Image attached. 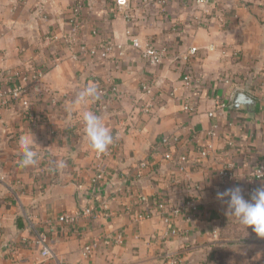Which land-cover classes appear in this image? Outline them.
<instances>
[{
    "label": "crops",
    "instance_id": "crops-1",
    "mask_svg": "<svg viewBox=\"0 0 264 264\" xmlns=\"http://www.w3.org/2000/svg\"><path fill=\"white\" fill-rule=\"evenodd\" d=\"M115 1L82 0L86 26L83 37L97 46L109 41L125 52L116 50L104 55L98 51L95 57L75 59L62 42L71 31L69 19L74 0H0V93L13 86L6 79L15 69L42 65L47 68L41 82L32 87L33 99L46 114L41 125L30 127L17 107L0 111V264H55L53 260L43 261L38 250L22 244L23 239L41 233L48 235L60 264H163L161 257L165 252L180 253L188 262L198 263L218 239L214 232L219 234L220 219L213 206L223 202L217 199V193L240 188L248 172L259 162L264 163V102L252 97L256 101L253 113L243 106L238 110L231 108L236 87L250 97L264 94V2L217 0L216 9H211L213 22L198 27L191 20L202 11L183 0H172L165 11L150 12L141 2L137 3L131 11L135 34L141 41L158 39L170 48V61L151 66L129 49L128 24L122 16H112ZM173 23L180 24V33L170 30ZM93 28L98 31L95 36L90 32ZM209 45L216 49L209 51ZM224 46L230 52L237 50L239 58L223 56L220 49ZM192 47L198 48L196 54L189 53ZM174 54L179 55V61L173 60ZM58 56V62L53 64ZM183 65L204 79L195 113L184 108ZM224 74L233 75L231 84L219 81ZM145 78L162 82L155 90V108L150 115L143 113L140 96V83ZM89 84L99 88L115 84L118 93L72 106L78 92ZM172 88L178 89L174 97L170 96ZM52 98L58 100V108L50 107ZM217 100L228 102L229 107L210 118ZM84 111H92L103 119L117 149L113 158L103 161L108 176L98 185L94 197L98 205L108 203L110 214L85 218L78 227L70 228L58 219L82 209L89 201V180L99 161L97 152L84 139ZM50 125L56 129L55 135L50 133ZM214 125L218 126V133L237 141L238 182L230 188L220 184L217 172L222 158L216 156L194 164L191 178L203 188L201 218L188 222L184 214L177 222L183 232L180 238L150 242L162 231L160 221L136 223L122 215V208L128 191L149 200L162 192L165 186L161 174L170 172L171 167L167 163L162 164L163 168L151 167L143 171L141 178L135 176V167L157 149L164 152L159 146L163 137L182 133L192 146ZM33 138L32 148L48 160L21 167L20 142ZM216 146L223 147L219 143ZM245 147L250 149L247 158L243 155ZM121 171L130 173L131 181L119 194ZM242 194L245 199L251 197ZM119 233L123 236L121 243L116 242ZM93 241L99 242L98 250L86 258L83 248Z\"/></svg>",
    "mask_w": 264,
    "mask_h": 264
},
{
    "label": "built area",
    "instance_id": "built-area-1",
    "mask_svg": "<svg viewBox=\"0 0 264 264\" xmlns=\"http://www.w3.org/2000/svg\"><path fill=\"white\" fill-rule=\"evenodd\" d=\"M74 9L70 15L69 25L71 26L70 33L63 38V44L66 48H69L73 57L76 59L81 57H95L98 55V51H102L105 55L113 54L116 50L120 54L122 51L120 45H114L109 41H101L99 46L91 45L84 40L83 30H85V23L81 13L82 0H74ZM187 5L196 8L197 11H202L199 16L194 17L191 20L192 24L197 27L202 24L212 23L214 15L211 9H216L215 3L217 0H183ZM264 2V0H261ZM142 3L150 12L152 9H158L165 11L172 0H116L114 8L112 10L113 18L122 16L128 28L126 35L129 41V49L139 54L141 59L148 65L161 66L171 60L170 48L164 42L158 39H151L141 41L133 30L134 16L131 11L137 3ZM223 20L222 18L220 19ZM182 27L178 23H173L170 30L177 34L181 32ZM93 36L98 34L97 29L93 28L91 31ZM51 40L50 37L47 38ZM209 51L216 49L215 45H209L207 48ZM198 48L192 47L189 49L190 54H196ZM223 56L231 55L232 58L238 59L239 52L237 50L229 51L224 46L220 49ZM59 56L54 58V63L58 62ZM174 61H179L180 57L177 54L173 55ZM47 68L42 66L36 67H20L15 69L9 74L6 81L13 83V86L0 93V111L9 108H18L22 116L28 121L30 127L36 128L44 122L46 114L39 108V103L32 97V87L41 82L45 76ZM181 88L184 91V108L189 113H195L197 110L198 94L204 87V79L195 73L192 69L183 65L181 71ZM232 74L220 75L219 81L225 85H229L233 82ZM162 85L161 81H154L149 78L141 80L140 83V96L143 103V113L150 115L155 108V90ZM100 98H108L118 93V87L115 84L109 86V88H99ZM178 92L177 88H172L170 96H176ZM243 92L244 90L236 87L235 93ZM260 94V93H259ZM256 96V97H255ZM253 98H258L259 101L264 102V94L251 95ZM231 98V100H232ZM50 107L58 108L59 102L56 98H52L50 101ZM229 107V103L222 100H217L216 111L209 113V117L213 118L215 113L222 110H226ZM49 131L52 135L56 134V129L49 126ZM191 142V141H190ZM189 140L184 138L182 133H174L169 136L163 137L159 146L164 149V152H159V149L154 152L150 158L143 160L137 167H135V176L141 178L143 171L149 170L151 167L160 165L162 168L163 163H167L171 170L170 172L162 173V182L164 189L162 192L157 193L154 197L144 199L142 197H136L131 191H128V200L123 205L122 215L133 219L136 223L143 221H150L158 219L163 226L159 236L151 238L150 242H163L168 241L171 238H180L183 235L182 230L178 227L177 222L179 218L186 214L188 222L199 220L203 212V203L201 202L200 195L202 193V186L199 182L194 181L191 178V167L200 162H206L212 157L222 158L221 167L218 169L217 177L220 179V184L223 187L230 188L238 182L237 167L238 162L235 157V149L237 148V141L234 138H226L224 135L218 133V126L214 125L207 130L203 135L194 140L193 145L189 146ZM221 144V148H217L216 144ZM249 147V146H248ZM117 153L116 147L111 144L104 152H97L98 163L93 166V176L89 182L92 187L89 201L86 205L74 212L66 213L62 215L58 220L60 223L73 228L78 227L81 221L85 218H93L101 215H109L110 207L106 201L100 205L95 202V194L98 189V185L107 179V171L105 169L104 160L110 157L113 158ZM243 155L247 158L250 155V149L244 148ZM158 157H161L160 161ZM46 163L48 157L46 155L39 156L38 162ZM44 171V170H43ZM174 171V173H172ZM176 171V172H175ZM121 178L119 194L123 190L128 188L130 183V173L119 172ZM264 183V163L259 162L253 167L252 170L246 175L244 183L240 186L242 193L251 196L255 190L261 187ZM166 190V191H164ZM99 211V213H98ZM215 237H218V232H214ZM123 236L119 233L116 237V242L121 243ZM22 244L28 247H32L40 252L43 261H55V264H60L53 250L49 244V237L45 233L38 234L32 239H23ZM3 247L0 241V249ZM99 242L93 241L86 244L83 248V255L86 258L91 257L96 250H98ZM163 264H205L207 261V254L198 263H191L184 259L180 253L165 252L161 257Z\"/></svg>",
    "mask_w": 264,
    "mask_h": 264
},
{
    "label": "clouds",
    "instance_id": "clouds-1",
    "mask_svg": "<svg viewBox=\"0 0 264 264\" xmlns=\"http://www.w3.org/2000/svg\"><path fill=\"white\" fill-rule=\"evenodd\" d=\"M99 91L94 84H89L78 92L72 106H82L97 99ZM84 139L89 147L96 152H104L112 143L113 136L103 119L92 111L82 113ZM32 140L22 139L20 142L21 167L35 166L38 153L32 148ZM60 166H63L62 162ZM217 199L226 204L225 215L234 217L247 230L249 228L258 238L264 239V186L255 190L249 199H245L239 187L227 189L217 193Z\"/></svg>",
    "mask_w": 264,
    "mask_h": 264
},
{
    "label": "rangeland",
    "instance_id": "rangeland-1",
    "mask_svg": "<svg viewBox=\"0 0 264 264\" xmlns=\"http://www.w3.org/2000/svg\"><path fill=\"white\" fill-rule=\"evenodd\" d=\"M226 204L213 206L219 215V236L213 251L212 264H264V239L258 238L251 228L225 215ZM213 249V250H212Z\"/></svg>",
    "mask_w": 264,
    "mask_h": 264
},
{
    "label": "water",
    "instance_id": "water-1",
    "mask_svg": "<svg viewBox=\"0 0 264 264\" xmlns=\"http://www.w3.org/2000/svg\"><path fill=\"white\" fill-rule=\"evenodd\" d=\"M243 106L249 113H253L256 101L243 92H237L232 98L231 108L234 110L240 109Z\"/></svg>",
    "mask_w": 264,
    "mask_h": 264
},
{
    "label": "trees",
    "instance_id": "trees-1",
    "mask_svg": "<svg viewBox=\"0 0 264 264\" xmlns=\"http://www.w3.org/2000/svg\"><path fill=\"white\" fill-rule=\"evenodd\" d=\"M213 250V249H212ZM213 251H209L208 253H207V261H206V263L205 264H212V258H213Z\"/></svg>",
    "mask_w": 264,
    "mask_h": 264
}]
</instances>
